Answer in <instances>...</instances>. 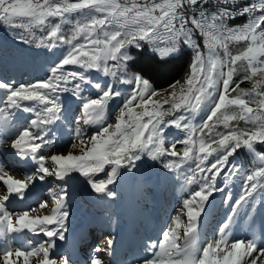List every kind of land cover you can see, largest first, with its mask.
Returning <instances> with one entry per match:
<instances>
[{"label": "snow or ice", "instance_id": "6c2138e0", "mask_svg": "<svg viewBox=\"0 0 264 264\" xmlns=\"http://www.w3.org/2000/svg\"><path fill=\"white\" fill-rule=\"evenodd\" d=\"M72 13L81 18L66 36L63 27ZM238 17L247 19L229 24ZM0 25L23 30L27 35L17 37L21 43H36L48 51L66 46L45 78L28 84L0 80V129L6 135L2 142L10 139L13 156L35 164V171L25 172L24 179L14 178L0 164V187L5 189L0 195V237L16 240L27 231L47 238L36 245L29 241L15 249L0 248L2 264H18L21 259L22 264H32L33 259L36 264H70L68 258L52 255L68 231L70 186L79 182L97 195L115 198L111 186L125 173H133L145 156L153 161L173 157L163 167L175 171L188 164L190 174L184 176L187 196L172 226L162 229L157 240H149L137 264H264V237L257 240L254 219L251 238L231 239L240 209L254 205L257 197L264 205V151H258L264 146V0H0ZM33 29L45 34L34 40ZM240 43L245 47L233 54L230 45ZM146 45L161 62L180 52L181 45L189 48L191 58L181 79L157 90L143 70L129 71L135 64L130 49ZM238 63L246 74L234 81ZM93 72L133 85L112 110L114 124L108 122L109 105L123 93L116 83L92 79ZM245 80L252 82L251 89L240 88ZM89 88L98 95L86 96ZM69 93L82 101L66 145L78 154H57L53 126L66 119L62 96ZM18 112L34 118L14 123ZM233 121L250 127L240 128ZM219 125L226 131H216ZM92 127L98 130L89 135ZM171 128L182 130L185 137L165 147ZM178 144L183 145L182 155L176 151ZM241 150L254 157V167L236 162ZM237 177L242 178L241 194L216 237L200 245L198 229L207 207ZM48 178L60 182L48 189L50 214L30 215L36 207L19 213L10 209L14 200L25 198L30 186ZM48 205L44 200L37 207ZM260 228L264 234V221ZM112 244L109 238L107 245ZM90 264L103 261L94 256Z\"/></svg>", "mask_w": 264, "mask_h": 264}, {"label": "rangeland", "instance_id": "374dc122", "mask_svg": "<svg viewBox=\"0 0 264 264\" xmlns=\"http://www.w3.org/2000/svg\"><path fill=\"white\" fill-rule=\"evenodd\" d=\"M80 18L79 13L70 14V22L63 27V32L66 36L70 35L72 24ZM229 24L240 25L238 22L232 23L230 21ZM19 34L27 35L21 29H13L0 25V39L4 38L8 41L19 42L17 39ZM44 34V31L41 29H33L32 38L38 40ZM196 38L198 41L200 40L198 35ZM1 43L6 42L1 40ZM33 45L35 46L34 48L18 47L16 45L14 46L16 51L13 49H0V80L15 82L16 84H28L45 78L48 67L61 55L66 47L65 45H61L57 49L48 51L42 47H37L36 43H33ZM181 46L189 49L183 45ZM147 47L150 52L155 53L151 47ZM36 53L40 55L34 56ZM156 55L159 57L158 54ZM90 75L92 79L101 84L116 83L123 93L120 100L114 101L109 105L108 122L114 124L115 119L111 114L112 110L116 109L121 100L131 93L133 85H121L119 81H113L112 77H105L101 73L93 72ZM244 75L234 81L241 80ZM233 86L235 85L233 84ZM240 88L251 89L252 82L245 80L240 83ZM85 95L95 97L98 93L94 88H89L85 92ZM232 95H236V93H232ZM62 102L66 119L53 126L58 140L56 153L67 154L69 151H75L78 154V149L73 150L66 145L70 142L72 129L75 126L74 118L81 114L82 101L69 93L62 96ZM252 106L255 107L254 105ZM29 118L34 117L30 113L18 112L13 122L25 124ZM171 118L166 117V119ZM196 122H199V118ZM232 123L234 125L238 124L240 128L250 127L244 121H233ZM97 130V127L90 128L89 135L91 132ZM216 131L225 132L226 129L223 125H219ZM184 137L185 133L182 130L169 129L166 135L165 147H168L174 141L182 140ZM5 139L6 135L0 129V164L4 166L5 170L9 171L10 175H14L13 177H16V179H24L25 172L35 171V164L31 161L24 162L14 157L11 152V140L8 139L7 143H3L2 141ZM77 143L79 142L77 141ZM176 151L182 155L183 145L178 144ZM47 154L50 155L51 153ZM171 159L175 158L164 156L157 161H153L147 156L143 157V160L138 162V168L133 173H125L122 178L118 179L115 185L111 186L117 193L115 198L97 195L90 188L79 182L72 184L69 188L70 195L67 199V211L69 212L67 219L68 231L65 233V240L57 241L52 255L56 258H68L70 264H80V262L90 264L92 257L84 255L85 257L81 256L78 261L77 259L72 260L71 252L64 250L69 247L66 244H73L74 238H77L76 235L83 234L86 237V246L83 248L87 249V245L92 241L94 242L93 238L96 237L99 231L105 233L104 235L108 239L111 238L114 243L110 251L101 257L103 264H137V258L146 255L145 246L149 240H157L162 229L172 226L173 218L178 214L177 210L182 207L181 201L187 196V193L184 191V176L185 174H190L188 173V164H185L181 169L169 171L163 167V164ZM7 160H12V162L7 163ZM235 160L245 168H252L257 163L247 150H241L236 155ZM192 167H194V164H192ZM12 170H15L16 173H11ZM99 176L104 178V173H100ZM58 183L60 182L54 178H48L43 183L38 182L35 187L29 188L23 200H17V202L24 209H28L32 205L30 201L37 199L41 201L43 198L42 201H49L47 208L51 211L52 205L48 189L55 187ZM192 188L195 189L196 185H193ZM241 189L242 178L237 177L229 183L228 190L225 193H216L212 198L211 204L207 207L206 214L199 225L198 242L200 245H204L216 237L219 226L229 215L231 204L239 197ZM3 192V189L0 187V195ZM48 210L42 211V214L49 213L50 211ZM30 215L34 216L33 214ZM181 218L186 223V216H182ZM253 219L255 220V234L257 240L260 241L264 237L260 228L261 222L264 221V205L261 204L259 197H257L254 205L240 209V214L232 224L231 239L251 238L252 233L249 230V225L253 222ZM88 221L92 224L91 230L78 233V229H81ZM182 231L183 229H181V233ZM114 237L117 238L114 239ZM45 239L47 238L43 234L34 235L25 231L16 240L6 241L3 237H0V248L11 246L15 249L27 246L29 241L32 245H36ZM119 240L120 242H118ZM97 247L102 250L98 245ZM0 264H2V259H0ZM18 264H22V259ZM32 264H36L35 259L32 260Z\"/></svg>", "mask_w": 264, "mask_h": 264}, {"label": "trees", "instance_id": "16d2710c", "mask_svg": "<svg viewBox=\"0 0 264 264\" xmlns=\"http://www.w3.org/2000/svg\"><path fill=\"white\" fill-rule=\"evenodd\" d=\"M246 20L245 17H238L230 22L243 23ZM6 43L0 44V49H13L16 51L15 47L23 46L27 48H34L33 43L25 44L14 41H8L1 38ZM17 48V47H16ZM244 48V44L240 43L237 45L230 46V50L233 54H237L240 50ZM18 49V48H17ZM130 55L135 59V64L131 65L129 71L133 70H143L144 75L150 79L153 87L157 90L167 88V86L174 80L181 79L187 70L188 63L191 58V51L189 49L183 48L181 46L180 52L176 53L174 57L168 58L166 62H161L160 58L148 50L147 45L143 47L142 50H137L135 48L130 49ZM45 57V56H44ZM238 71L234 76V80L238 77L246 74L244 69L240 67L239 63L237 65ZM258 151H264V146H258Z\"/></svg>", "mask_w": 264, "mask_h": 264}, {"label": "bare ground", "instance_id": "6f19581e", "mask_svg": "<svg viewBox=\"0 0 264 264\" xmlns=\"http://www.w3.org/2000/svg\"><path fill=\"white\" fill-rule=\"evenodd\" d=\"M9 162H12V160H7V163H9ZM11 173H16V172H15V170L14 171L12 170ZM14 178H16V177H14ZM77 186H79V185L77 184ZM30 188H31V186H30ZM2 189L4 191L2 193V195H3V194H5V189L4 188H2ZM28 199H30V198H28ZM42 200H43V198H42ZM30 202H31L32 205L28 209L33 208V207H36V211H33L30 214H33L34 216H36V215H41L42 216V215H48V214H50L51 211L48 210V208L39 209L37 207L38 203L40 202L39 199L34 200V201H30ZM10 209L16 211L17 213H19L21 210H24V207L21 204H19L17 202V200H14V203L10 206ZM46 210H48L50 212L49 213L42 214V211L45 212ZM91 227H92V224H91V222L88 221V222H86L82 226L81 229H78V233L88 231ZM104 234L105 233L98 231V233L96 234V237L93 238L94 239V242L92 241L91 243H89V245H87V247H88L87 249H84L83 248L84 246H86V243H85V240H86L85 238L86 237H85V235L84 234L83 235H76L77 238H74L75 240L73 241V244L72 243L71 244L70 243L69 244H66V246H69V247H68V249H66L64 251L71 252V258H72V260L77 259V261L81 258V256H84V255H86L87 257L90 256V258L91 257H94V256H98V257L101 258L103 256V254L108 253L110 251V249L114 245V243L112 244L111 247H109L107 245L108 238ZM115 238H117V237H114V239ZM118 242H120V240ZM97 245L102 249L99 252L95 251V249L97 248ZM85 263L84 262H80V264H85Z\"/></svg>", "mask_w": 264, "mask_h": 264}, {"label": "built area", "instance_id": "2783aa9c", "mask_svg": "<svg viewBox=\"0 0 264 264\" xmlns=\"http://www.w3.org/2000/svg\"><path fill=\"white\" fill-rule=\"evenodd\" d=\"M36 55H40L39 53H36L34 56H36Z\"/></svg>", "mask_w": 264, "mask_h": 264}]
</instances>
